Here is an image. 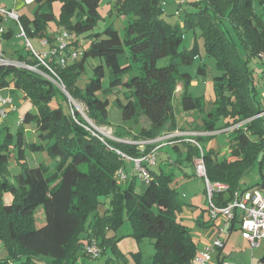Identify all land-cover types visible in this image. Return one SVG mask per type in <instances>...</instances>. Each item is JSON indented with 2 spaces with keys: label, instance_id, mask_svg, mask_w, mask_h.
Instances as JSON below:
<instances>
[{
  "label": "trees",
  "instance_id": "1",
  "mask_svg": "<svg viewBox=\"0 0 264 264\" xmlns=\"http://www.w3.org/2000/svg\"><path fill=\"white\" fill-rule=\"evenodd\" d=\"M100 2L63 0V21L74 33L71 44L79 52L81 46H86L84 58L101 57L112 69L109 93L116 94L127 88L125 94L131 103L126 109L117 99L127 120L135 119L137 123L151 105L159 107L154 110L150 127L141 128L135 135L118 128L116 136L154 140L181 129L172 103L178 69L174 59L191 62L193 54L191 50H181L179 25L164 18L162 4L166 1L112 0L119 3L118 12L136 15L125 27V36L110 26L84 38L78 37L77 34L90 31L96 24ZM192 3L194 10L187 13L185 22L194 28L201 27L205 47L221 70V75L214 77L213 108L194 131L212 132L224 120L218 129L232 127L231 154L220 159L213 147H203L200 141L205 134L175 138H182V143H186L189 159L203 158L211 181L230 185L228 193L215 194L217 202L225 205L236 190L243 188L244 173L264 150V106L257 98L256 76L249 66L251 59L262 58L264 54V0H195ZM78 6L81 12L72 22L71 16ZM53 18L52 12L38 9L34 19L23 14L20 21L28 37H43L48 36L47 25ZM83 39H87L86 44L82 43ZM239 44L244 57L238 51ZM166 55L174 58L170 66L158 67L157 60ZM14 59L38 63L30 49L18 51ZM57 59H48L56 74L39 65L49 77L12 64L0 66V89L13 85L35 107L23 116L15 135L8 131L0 149V239L6 250L0 264H73L80 249L92 238L103 247L102 253L109 247L112 252L125 256L117 246L119 238L108 236L107 232L118 229L126 220L131 222L132 235L138 241L145 238L152 241L155 263L190 264L197 253V243L179 215L184 202L172 186L174 172L149 168L151 180L146 182L141 178V191L137 189L136 174L125 179L118 176V170L125 171L127 167L128 157L123 154L143 157L156 143L148 142L141 147L139 143L102 139L72 103L67 110L62 103L64 98L68 99L67 95L56 81L64 83L73 99L86 104L88 116L96 124H110L111 102L102 96L104 64L94 67V74L82 91L75 85L82 61L73 60L62 66ZM200 71L204 72L205 68ZM183 77L187 81L193 78L187 73ZM181 107L184 111L203 112L205 102L186 89ZM26 124L35 125L37 139L26 137ZM187 138L195 139L201 147ZM173 147L178 152L181 150L178 143ZM44 153L50 161L43 158L36 164L29 161L34 154L43 156ZM13 159L17 170L11 167ZM39 206H43L45 214L41 225L35 216ZM132 256V260L125 259L120 264H143L141 251L133 252ZM261 259L264 261V256ZM107 264L111 263L107 261Z\"/></svg>",
  "mask_w": 264,
  "mask_h": 264
},
{
  "label": "rangeland",
  "instance_id": "2",
  "mask_svg": "<svg viewBox=\"0 0 264 264\" xmlns=\"http://www.w3.org/2000/svg\"><path fill=\"white\" fill-rule=\"evenodd\" d=\"M123 1V0H121ZM166 2L163 5L164 8V18L166 21L177 24L180 27V32L182 34V44L181 50H191L193 54V59L191 62H183L182 59H174L170 55H166L160 57L157 60L158 67H169L172 60L174 59L178 63V69L176 70L175 75L177 76V87L175 90V95L173 97V105L174 110L178 118L179 126L181 129H178L177 132H180L181 135H189L200 132H195L193 128V120L192 117H187L184 114H193L192 112L184 111L181 107V99L184 91L187 89L193 93L196 97H201L203 101L206 103L207 108L214 104L216 99L215 88H214V77L217 75H221V70L218 68L217 60L209 54L207 48L205 47L204 38L202 36L201 27H191L187 25L186 15L188 12L193 11V3L195 0H186L181 3V0H165ZM6 3L13 4V0H0L1 5H5ZM113 4V6H112ZM118 4L114 3L112 0H101L99 7L100 17L97 20L94 27L87 32H83L81 34H77L78 37L84 38L86 35H90L91 33L101 32L107 27H114L119 30L121 36H125V27L129 25L130 21L136 18V15L133 13L125 14L118 12ZM21 10L26 11L31 14L30 17L34 19L36 17V12L38 9H41L42 12H52L54 14V18L48 22L47 25V33L48 36H30L25 37L24 35H20L22 33L20 25L18 21L14 18H10V24H12L14 28V35L8 39L2 37L0 39V53L4 54L6 57L8 56L6 53L15 47V49L21 50L22 52L27 51V49H31L33 52L41 53L44 57L50 58L52 41L56 38L60 37L63 32L69 30L67 25L63 21V0H52L50 2L44 1H32L26 2L25 0L21 1ZM114 8V9H113ZM81 12V8L78 6L75 13L71 16V21L75 22L79 14ZM119 14H118V13ZM233 31V28L230 29ZM44 40H48L47 43H44ZM235 40L237 38L235 37ZM238 41V40H237ZM86 46H81L80 55L77 60L82 61V69L75 81V85L84 91L87 83L90 81L91 77L94 74V67L98 64H104V78H103V88L105 92L102 96H107L111 102L110 108L108 111V119L110 121L109 125H98L92 120L87 113L86 104L80 100L73 99L71 96H68L65 93L63 88L64 83H61L60 89L67 95L68 99H63L62 103L66 106V109H70V103L75 106L79 110V112L83 115V117L89 122V124L94 128V130L102 136V139L105 137L112 138L115 140H123L129 141L133 143L141 144V147H144V144L147 140H133V136H125V138H119L116 136V130L127 129L131 131L132 135H135L142 127H148L153 122V114L154 110L157 111V106L151 105L150 110H147L145 114H142L139 121L136 123L135 119L127 120L124 117V110L118 105L117 99H120L122 107L126 109V106L131 103L130 99L126 96L125 92H127V88L121 89L119 93H109L108 89L110 87V83L112 80V69L105 64L103 59L98 56H86L84 58V51ZM5 50L3 53L2 51ZM238 51L241 56L244 55V51L242 46L238 45ZM73 63V61H71ZM249 66L253 69L254 74L256 76V86L258 88V99L262 102L264 106V80L261 77L262 71L264 70V59L259 57H254L249 61ZM81 67V65H80ZM200 68H205L204 72L200 71ZM183 73L189 74L192 80L187 81L183 77ZM8 95L13 99V105L10 107L7 115L3 118L2 124L0 125V149L2 148V144L6 140V136L9 130L15 135L18 131V123L21 116H24L27 111L35 110L32 101L25 97L22 91L16 88H7L5 90ZM70 95V94H69ZM101 95V94H100ZM152 107V108H151ZM264 117V116H263ZM223 124V121H219L217 123V129L212 132L206 134L204 139H201V144L206 149L210 147H216L219 152V158H225L230 156V133L225 131L224 128H219L220 125ZM26 137L29 140L37 139V135L35 133V125L34 124H26L25 125ZM185 129V130H184ZM182 130V131H180ZM192 131V132H186ZM138 134V133H137ZM178 136V135H176ZM156 138L154 141L156 145H161L160 150L157 152V163L152 166L153 169L159 170L164 168L166 171L174 172V180L172 181V186L176 188L177 196L181 201L184 202V206L182 211L190 210L194 211L196 214L201 212L204 207L208 204V192L207 185L205 179L197 173L196 163L194 160L188 158V147L186 143H182L181 139L175 138L172 140L167 139H159ZM188 139V138H187ZM179 143L181 144V150L178 152L172 144ZM43 158L46 162L50 161V157L47 156L46 153L43 154H34L29 161L32 164L38 163V161ZM198 159V158H197ZM196 159V160H197ZM231 159V157H230ZM133 163V165H132ZM126 164L130 169L132 168V173L136 174V180L138 189H140L141 177L139 176V170L136 169L135 163L133 159L127 158ZM16 161L13 159L11 163V167L16 169ZM161 166V167H160ZM87 167L85 166V169ZM243 187H255V186H263L264 184V150H262L257 158L255 164L248 169L242 178ZM264 187V186H263ZM7 200L11 199V196L8 194L6 197ZM103 208V207H102ZM103 211V209L101 210ZM205 217L209 216L208 211H205ZM187 217V214L184 213ZM36 222L38 225H41L45 222V214L43 206H39L35 211ZM93 219V215H91ZM217 222L223 224V218L219 217ZM219 224V225H220ZM193 227V226H192ZM133 226L129 220H126L118 229H109L111 230V234L115 235L118 239L117 246L120 248L122 252L125 253V256H122L120 253H114L113 250L109 247L105 253H102L99 257H93L84 252V250L80 249L78 252V257L74 259L73 264H107L109 261L111 264H120L125 259L132 260V253L135 251H141L143 257V264H157L153 260V255L155 252L154 245L152 241L148 238L143 240L136 239L133 233ZM195 227H193L192 233L194 234ZM237 232V231H236ZM108 234V232H107ZM242 235V234H241ZM234 236H238V233H235ZM213 239V238H212ZM212 239L204 242V246L210 243ZM233 237L229 246L227 248V252L231 249L234 251H241V245L238 247H234L232 245ZM198 240V238H195ZM199 241V240H198ZM204 248V247H203ZM256 249L254 256L253 250ZM250 251H247V256L245 259H239L238 262L241 264H252L255 262L260 255L264 253V239L261 241V246L252 249L250 246ZM5 244L2 239H0V257L5 255ZM212 254L211 264H213ZM119 254V255H118ZM120 256V257H119ZM229 258V256H228ZM228 264H236L232 258L227 259ZM257 263V262H255ZM238 264V263H237Z\"/></svg>",
  "mask_w": 264,
  "mask_h": 264
},
{
  "label": "built area",
  "instance_id": "3",
  "mask_svg": "<svg viewBox=\"0 0 264 264\" xmlns=\"http://www.w3.org/2000/svg\"><path fill=\"white\" fill-rule=\"evenodd\" d=\"M25 1L29 3L34 0ZM183 1L184 0H181V2ZM0 15L4 16L5 18L11 17L16 19L22 31L20 35L28 37L20 21L21 15L15 8H7L0 6ZM4 30V27H1L0 34H2ZM73 38L74 33L70 32L69 30H66L61 34L60 37L52 41V55L50 58H58L57 61L62 66H65L69 61L77 60L80 55V52L74 45L71 44L70 41H72ZM47 42L48 40H44V43ZM32 53L34 57L38 60V63L36 64L6 57L4 54L0 53V66L12 64L19 67H25L32 71L47 75L39 68V65L43 64L48 67L54 74H56L53 67L48 61V59L50 58L44 57L41 53H36L33 51ZM262 57L264 59V54L262 55ZM261 77L264 80V70L262 71ZM56 82L58 85L61 86V83L59 81ZM63 88L65 91H67L65 86H63ZM12 105L13 99L9 95L5 96L0 94V125L2 124L3 118L7 115ZM23 119V116H21L19 123H21ZM179 133L180 132L177 131L173 133H167L160 136L159 139H167L170 137L169 140H171L175 138L176 135H181ZM188 139L199 145V147H201L199 142L195 139ZM154 140H147L145 142H152ZM160 146L161 145H156L149 154L143 157L135 158L123 154V156L133 159L136 169L139 170V176L146 182H149L151 180L149 168L156 164V151H158ZM144 162L146 163V165H144ZM195 163L197 173L205 179L207 185L209 215L214 222L219 217H222L223 224L218 228L219 233L217 234V236H215L210 243L206 244L202 250L197 251L196 255L192 258L190 264H211L213 252L222 250L225 247V238H222L221 234H228L230 228H234L236 220H239L240 222L242 237L249 242L252 249L258 247L261 244V241L264 239V193L256 187L249 188L243 191L237 190L232 196V199L227 204H219L215 198V194L228 193L230 190V185L228 183L220 181H211L207 176L206 165L202 157L198 158ZM118 176L120 179L127 178V174L123 169L118 170ZM83 250L85 253L93 257H99L102 254V246L97 243V240L95 238L88 240V242L84 244ZM252 264L263 263L253 262Z\"/></svg>",
  "mask_w": 264,
  "mask_h": 264
},
{
  "label": "crops",
  "instance_id": "4",
  "mask_svg": "<svg viewBox=\"0 0 264 264\" xmlns=\"http://www.w3.org/2000/svg\"><path fill=\"white\" fill-rule=\"evenodd\" d=\"M21 1L22 0H13V4H11V5H10V3H9V5H8V3H6L5 5H1L0 4V6L7 7V8H15L21 15L25 14V15L30 16L31 14L27 13L26 11L21 10V6H22L21 5ZM1 18L2 19L0 20V28L4 27L5 30H4V32L2 34H0V39H2V37L10 39L14 35V28H13L12 24H10V18L11 17L10 18H5L3 16ZM2 40H4V39H2ZM86 42H87V39H83L82 43L86 44ZM18 51H21V50H18V49H15V47H12V49L9 50L7 53L5 52V50H3L2 52L3 53L5 52L8 55L7 57L17 58ZM10 87L13 88L14 86L11 85L9 87L0 89V94L5 95V96L8 95V93L5 90L7 88H10ZM23 95H24V93H23ZM212 108H213V105L210 106L209 108H207L206 103H205V110L203 112H198V111L194 110L193 114H188V115L184 114V115H186L187 117H192L193 124H194L193 128L195 129L198 124H203V118L206 117V115L211 111ZM188 112H192V111H188ZM140 117H139V119H140ZM221 121H223V123H224V120H221ZM150 126H148V127H150ZM178 128H181V126H179V122H178ZM224 129H225V131H228L230 133V131L232 130V127L231 128L230 127L229 128H224ZM186 132H192V131H186ZM197 132H200V134H205V135L210 133V132L203 131V130L202 131L200 130V131H197ZM179 145L181 147V144H179ZM213 148L217 152H219V150L216 147H213ZM160 149L161 148H159L158 151ZM157 152H156V154H157ZM196 159L197 158H195V160ZM220 159H222V158H220ZM156 163H157V161H156ZM132 165H133V163H132ZM161 170H164V168L161 167V169L155 170V171L160 172ZM132 171H133L132 168L130 169V167H128V166L125 168V172L128 175V178H132L133 177ZM263 186H264V184H263ZM263 186H255V187L260 189L264 193V187ZM249 188H254V186L253 187H243V188L238 189V190L243 191V190H246V189H249ZM138 190L141 191L142 188L140 187V189H138ZM204 210L208 211V204H207L206 207L203 208V210L201 212H198L197 214L194 211L191 212L190 210H187V209L184 210V211H181L180 214H179L180 218L182 219V222L190 228L191 234H192L194 240H195V238H198V240H199V241L195 240V242L197 243V251H200V250L203 249L204 242H206L207 240L212 239L215 236H217V234L219 233V231H218L219 229L218 228L222 225V224H220V222H217L218 219L214 222L211 219L210 215L206 218ZM184 213L187 214V217L185 216ZM207 213H209V212H207ZM192 226L195 227V232H194L195 236L192 233V230H193ZM235 233H238V236H234ZM108 236H114V235L111 234V230L108 231ZM221 236H222V238L223 237L225 238L226 244H225V247L222 250H218V251H216L214 253L213 264H228L227 259H229V258H232L234 260V262H236V264L237 263L241 264L240 262H238L239 259H241V260L245 259L246 256H247V251L251 252V250H250L249 242L246 239H244L242 237V235H241V229H240L239 220L235 221L234 228L233 229L230 228L228 234L223 233V234H221ZM233 237L235 239L233 240L232 245L234 247H238L239 245H241V251H234V250L231 249L229 252H227L226 250H227V248L229 246V243L231 242ZM260 246H261V244L258 247H260ZM253 251H254L253 254L251 252L252 256H254V254L256 252V249L253 250ZM228 256H229V258H228ZM263 256H264V253L262 255H260V257L255 262L264 264V261H262V259H261Z\"/></svg>",
  "mask_w": 264,
  "mask_h": 264
},
{
  "label": "water",
  "instance_id": "5",
  "mask_svg": "<svg viewBox=\"0 0 264 264\" xmlns=\"http://www.w3.org/2000/svg\"><path fill=\"white\" fill-rule=\"evenodd\" d=\"M65 93H66L68 96H70L68 91H65Z\"/></svg>",
  "mask_w": 264,
  "mask_h": 264
}]
</instances>
